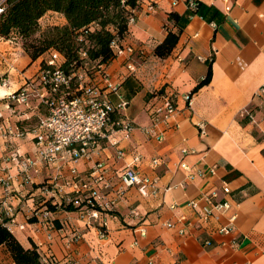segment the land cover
I'll use <instances>...</instances> for the list:
<instances>
[{
  "label": "crops",
  "instance_id": "crops-1",
  "mask_svg": "<svg viewBox=\"0 0 264 264\" xmlns=\"http://www.w3.org/2000/svg\"><path fill=\"white\" fill-rule=\"evenodd\" d=\"M195 2L192 8L187 0H141L142 9L125 39L133 54L117 57L105 68L128 103L122 116L135 126H150L149 106L163 96L172 99L176 113L160 126L163 139L146 137L138 130L128 139L118 133L121 158L102 143L90 161L56 159L31 174L32 183L21 187L18 165L5 158L36 156L31 131L40 114L22 106L8 109L4 99L36 75L48 55L31 61L15 38L0 39V79L7 82L0 85V178H12L9 198L0 185V222L24 248L34 245L42 257L50 256L47 264H264V92H260L264 90V0ZM147 4L153 5V11L147 10ZM170 13L184 21L175 48L161 60L153 55V48L163 41L164 27L177 29L168 21ZM209 66V83L194 92ZM98 89L110 103H118V96L105 91L99 78ZM159 91L163 95L147 96ZM185 95H190L189 103ZM10 126H19L28 135L6 143L2 135ZM135 155L140 162L133 163ZM95 161L109 167L114 185L127 165L141 176L156 178L159 195L143 197L130 187L119 204L97 220L86 223L74 212L57 210L46 222L41 212L47 198L37 186L56 174L68 181L73 174L86 179ZM224 186L231 191L228 195L222 192ZM211 193L230 207L202 222L199 215L206 202L201 197ZM190 201H196L195 210L187 206ZM101 222L105 228H100ZM222 228L230 232H219ZM102 230L105 236L100 235ZM77 235L79 240L68 246ZM0 264H14L4 247H0Z\"/></svg>",
  "mask_w": 264,
  "mask_h": 264
},
{
  "label": "built area",
  "instance_id": "built-area-1",
  "mask_svg": "<svg viewBox=\"0 0 264 264\" xmlns=\"http://www.w3.org/2000/svg\"><path fill=\"white\" fill-rule=\"evenodd\" d=\"M4 2L5 0H0V13ZM187 4L192 8L196 5L195 0H187ZM153 9V5H147V10L153 11ZM228 10L229 8L226 7L225 11ZM133 21L134 18H131L128 24H132ZM114 53L116 57L128 58L133 54V48L128 45H123L120 48L114 47ZM57 59V55L51 53L44 62V68L40 67L36 75L26 81L19 89L9 93L4 99L8 109L22 106L25 109L33 110L37 104L44 106L46 109L45 116L31 131L34 137L36 156L34 158L20 157L13 154L11 157L5 158V161H14L18 165L21 176L20 187L31 184V174H38L42 166L56 159L64 161L68 158L71 163H77L80 160L90 161L98 155L102 143L115 149L116 155L121 158L124 156V152L118 148L119 140L115 136L118 133L123 134V139H128L132 131L138 130L146 137H153L161 141L164 134V131L160 130L161 124L167 123L176 113V106L172 99L163 96L159 103L149 106L148 113L152 124L148 127L135 126L122 116L121 113L126 109L128 103L118 94L119 84L109 79L105 73V68L101 67L97 70L93 79H91V83L87 84L85 82L86 77L80 73H64L59 68ZM128 68L132 70L130 66ZM98 78L101 80L105 91L118 96L116 105L110 103L106 94L98 89ZM73 80L78 83L77 91H79V95L66 99L58 91L62 87L69 88ZM6 84L5 79H0L1 86ZM260 92L262 93L264 90L261 89ZM183 98L189 103L190 95H185ZM114 115H118V119H113ZM2 121L3 116L0 113V129L3 128ZM200 132L203 134L201 126ZM27 135L28 132L22 130L19 126H10L8 131L2 135V138L6 143H11L13 137L24 138ZM138 162H140V156L135 155L133 163ZM153 163L155 164L156 161H153ZM181 167L186 169L184 165H181ZM111 172L104 162L95 161L86 179L73 174L74 177L68 181L61 175L56 174L48 182H44L37 191L47 199H55V201L58 200L61 194H77L78 197L75 198L74 203L78 204L80 201H85V206L74 213L79 220L86 223H89L90 220H97L101 214L112 211L122 200L125 190L130 187H136L143 197L155 198L160 193L156 178L141 176L137 169L131 165H127L120 172L117 185H114L111 181ZM11 179L9 175L0 178V185L8 198V187ZM222 192L228 195L231 191L228 186H224ZM201 198L206 202V207L199 215V220L202 222H207L214 214L223 213L230 207L226 201H216L217 193L203 195ZM187 206L195 210L197 203L196 201H190ZM170 208L173 209L174 207L171 206ZM9 210L8 208L7 211ZM41 213L46 219L50 216L49 212L45 210H42ZM181 220H184V218L181 217ZM99 226L105 228L106 223L101 222ZM166 227L171 228L172 224L167 223ZM219 232L228 234L230 230L222 228ZM140 234L144 235L143 232H140ZM180 234H183V231H180ZM100 235L105 236V233L100 231ZM79 238L80 236H75L68 241L67 245H72ZM48 239H51L50 235ZM50 259H52L50 256L42 257L44 264H47Z\"/></svg>",
  "mask_w": 264,
  "mask_h": 264
},
{
  "label": "trees",
  "instance_id": "trees-1",
  "mask_svg": "<svg viewBox=\"0 0 264 264\" xmlns=\"http://www.w3.org/2000/svg\"><path fill=\"white\" fill-rule=\"evenodd\" d=\"M141 9V0H5L0 13V39L7 41L15 38L31 61L55 53L59 68L64 73H80L93 79L97 70L106 68L117 58L114 47L126 45L128 22ZM48 12L61 15L65 23L40 30L39 20ZM168 21L177 29L172 31L164 27L166 35L163 41L154 46L153 55L161 60L166 59L175 48L184 17L170 13ZM48 57L41 62V68H44ZM85 64L91 68H83ZM210 77L209 66L205 78L193 91L208 84ZM77 87L78 83L73 80L69 88L62 87L58 93L71 99L79 95ZM160 95H163L162 91L152 93L149 98ZM39 107L46 111L40 104L35 109ZM45 114L39 115L37 124ZM43 184L38 185L37 189ZM76 197L77 194L67 193L61 194L56 201L46 199L43 210L50 215L57 210L76 212L85 206V201L75 204ZM49 221V218L46 219V222ZM0 247L6 249L14 264H44L37 247L31 245V248H24L1 222Z\"/></svg>",
  "mask_w": 264,
  "mask_h": 264
},
{
  "label": "rangeland",
  "instance_id": "rangeland-1",
  "mask_svg": "<svg viewBox=\"0 0 264 264\" xmlns=\"http://www.w3.org/2000/svg\"><path fill=\"white\" fill-rule=\"evenodd\" d=\"M62 20H61V17L57 16L56 14L54 13H46L40 20H39V27H40V30H45L46 28L48 27H51V26H61L62 25ZM17 42V44L20 45V43L18 41H15ZM50 54V53H49ZM83 68H88L90 69V65H87L85 64L83 66ZM87 84L91 83V78H88L86 77V81H85ZM152 93H155V92H152ZM152 93H148L147 96L149 97ZM35 113L36 115H44L46 113V111L43 109V107H39L37 110H35Z\"/></svg>",
  "mask_w": 264,
  "mask_h": 264
}]
</instances>
